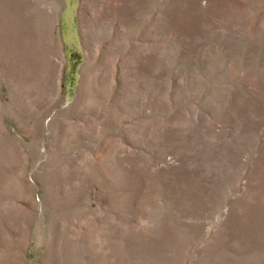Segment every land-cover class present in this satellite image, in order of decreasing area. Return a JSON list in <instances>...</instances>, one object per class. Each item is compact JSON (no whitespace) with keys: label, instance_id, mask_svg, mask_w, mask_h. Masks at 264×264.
I'll return each instance as SVG.
<instances>
[{"label":"rangeland","instance_id":"1","mask_svg":"<svg viewBox=\"0 0 264 264\" xmlns=\"http://www.w3.org/2000/svg\"><path fill=\"white\" fill-rule=\"evenodd\" d=\"M63 1L0 0V264H264V0Z\"/></svg>","mask_w":264,"mask_h":264},{"label":"crops","instance_id":"2","mask_svg":"<svg viewBox=\"0 0 264 264\" xmlns=\"http://www.w3.org/2000/svg\"><path fill=\"white\" fill-rule=\"evenodd\" d=\"M64 2V4H65V7H71V4H68V3H70V2H68V1H66V0H64L63 1ZM71 2H72V0H71ZM65 9V8H64ZM65 13H66V11H64ZM71 12V11H70ZM63 14V13H62ZM61 14V15H62ZM64 15V14H63ZM66 18H67V20H68V24H70L71 26H73V24H74V20H75V18H74V15L72 16V13H69V14H67L66 13ZM72 16V17H71Z\"/></svg>","mask_w":264,"mask_h":264}]
</instances>
